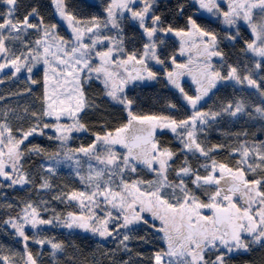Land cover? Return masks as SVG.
<instances>
[{
    "label": "snow or ice",
    "instance_id": "6c2138e0",
    "mask_svg": "<svg viewBox=\"0 0 264 264\" xmlns=\"http://www.w3.org/2000/svg\"><path fill=\"white\" fill-rule=\"evenodd\" d=\"M2 2L7 5V11L0 13V57L4 58V62L0 63V71L11 67L14 69L13 75L22 69L31 73L36 63L42 59L47 66L44 72L45 109L42 116H55L59 121L60 115L66 113L74 119L70 126L49 124L43 123L40 116L33 113L37 123L23 131L19 139L12 135V129L7 124H0V177L10 181L9 187L30 183L27 175L19 171L22 168L20 161L25 155L21 145L29 137L34 134L43 135L44 129L54 128L60 133L55 139L64 142L70 138L71 131L85 130V125L79 122L74 113L82 111L86 106L83 82L92 79V74H95V78L101 80L104 85L105 94L128 111L129 120L126 125L116 129L115 135L111 132L102 136L96 135L95 141L88 147L69 150L83 153L104 167L93 169L89 164L88 176H82L81 179L92 183L94 190L91 193L72 192L68 196V199L78 201L81 207L87 208L88 211L80 215L68 213V218L62 221L63 226L107 237L119 233L120 229H130V226L135 224L148 225L149 220L143 214L149 213L153 220L160 222L159 226H150L163 234L161 238L167 244L166 249L153 254V264H227L225 257L233 251H248L250 244L264 246V145L249 147L242 144L236 149L241 155L239 164L246 165L247 170L253 174H257L259 170V174L251 180L247 178L245 168L233 169L212 159L211 165H202L207 173L203 176L185 160L179 169L174 170L178 180L170 181L168 170L176 154L169 148L161 147L155 138L158 128H167L181 138L183 150L211 159L210 153L222 145L208 149L203 147L197 136L198 122L208 124L209 117L215 120L225 113L234 117L244 112L245 106L243 101L235 104L229 102L220 111L209 113L198 109L200 101L216 88L217 84L227 81L246 84L264 96L261 84L251 74L243 75L236 66L231 65L226 73H222L210 62L213 57H220L221 60L224 57L223 52L219 50L215 33L202 28L191 15L187 16L183 28L171 24L165 26L161 16L154 11L156 0H142L143 6L140 8L134 7L136 0H111L105 9L107 15L103 20L95 16L88 20L80 19L68 9L65 0H52L57 14L67 21L71 28L72 37L66 40L57 34L56 24H45L42 17L38 23L30 22V17L38 15L35 8L19 18L16 16L18 0ZM195 3L213 15L222 16L223 22L229 26L235 25L238 19L248 22L256 39L247 43L246 50L264 58V0H228L227 10H222L217 0H195ZM253 10H258L259 23L253 21ZM177 11L183 15L184 6L178 5ZM125 12L129 13L131 20L138 23L143 37L146 38L140 50H126L121 27ZM29 29L41 34L40 38L34 41L35 47L19 55L11 54L6 41L20 39L21 34H25ZM105 29H115L116 35L107 34ZM166 34L181 39V55L184 54L187 44L204 58L203 63L199 65L198 74L193 76L197 84L196 95H188L182 87L180 78L188 66L177 64L175 55L170 57L175 70L165 72L166 79L178 89L193 109L191 115L185 119L134 115L131 111L133 101L126 93L127 86L136 81L158 78V72L149 67V62L165 64L158 50L164 44L162 35ZM228 38L234 40L235 36ZM98 45H103L104 48L98 49ZM53 48L55 51H52ZM94 59H98L99 63H93ZM255 68L260 69L261 63L257 62ZM29 79L31 80V77ZM261 80L264 81V77H261ZM31 83L35 84L37 81L31 80ZM59 96H64L65 99L61 100ZM58 104L62 106L59 112L56 110ZM255 110L264 116V107H257ZM133 127H136L139 134H129ZM98 143L106 146L103 153L97 150ZM117 144L125 148L126 153L118 155L111 147ZM28 151L39 154L42 150L33 147ZM55 155L58 153L53 154V158ZM137 163L155 173L156 180H133L131 183L126 181L124 172H136ZM8 168L11 172L6 170ZM106 170L107 180L104 179ZM48 171L51 172L52 169L49 168ZM113 176L120 177L119 191H114L111 187ZM185 177H190L196 188L204 189V194L208 197L207 202L202 201L196 192L188 187ZM145 183L151 186V190L141 191V186ZM41 187H50L46 179ZM99 197L113 209H117L119 215L113 216L112 212L108 211L104 218L99 217L93 210L94 207L100 206ZM236 197L243 201L242 205L234 199ZM202 209H210L212 214L205 215ZM22 212V216L5 223H10L16 234L23 239L25 264H37V260L28 250V241L32 238L26 234L25 227L37 228L40 225H51L53 221L40 217L32 203H26ZM110 222H114L116 227L110 229ZM246 236L251 237V240L246 239ZM130 239V235L125 233L120 240L126 250V242ZM34 242L41 245L50 244L54 250L53 254L63 248L61 243L53 240L35 239ZM209 254L214 255V258H206ZM0 261L3 264H12L7 256L0 257Z\"/></svg>",
    "mask_w": 264,
    "mask_h": 264
},
{
    "label": "trees",
    "instance_id": "16d2710c",
    "mask_svg": "<svg viewBox=\"0 0 264 264\" xmlns=\"http://www.w3.org/2000/svg\"><path fill=\"white\" fill-rule=\"evenodd\" d=\"M65 2L68 9L80 19L88 20L95 16L103 20L107 15L105 9L111 0H65ZM178 5L184 6L183 15L177 11ZM190 5L189 0H156L153 8L156 14L161 16L165 26L171 24L183 28L187 16L191 15L202 28L217 35L219 50L225 56L224 73L227 72L229 65L236 66L241 74H251L264 90V81L261 80V77H264V58L246 50L247 43L254 40L249 31L239 24L228 27L223 18L207 17L198 10V4L194 3V9H191ZM33 8L37 10L38 15L36 18H30V22L38 23L42 17L45 24L57 25L56 32L59 36L66 40L71 39V29H67L56 14L52 0H18L16 16L22 18ZM6 11L7 5L0 0V13ZM189 11L192 13L188 14ZM128 14H124L121 19L125 47L127 51L140 50L146 38L143 37L138 23L133 22ZM104 31L109 35H116L114 29ZM30 34L31 40L22 47L14 40L6 41L11 54L19 55L35 46L34 41L40 38L41 34L36 31H31ZM230 36H235V39H229ZM163 40L164 44L158 51L165 64L149 65L153 71L158 72V78L147 83H133L126 88L128 98L133 101L131 111L134 115L185 119L191 115L192 110L183 101L182 94L173 89L165 77L166 71H172L170 57L175 55L178 43L171 36ZM103 48V45H98V49ZM257 62L261 63L260 69L255 68ZM9 74L0 79L3 81L0 82V124H7L17 139L23 131L37 123L33 113L39 115L43 123L55 124L56 120L42 116L45 109L44 70L38 67L31 72V80L37 81L35 84L23 74L17 77ZM182 87L188 95H195L192 86L184 84ZM83 91L86 106L76 113L75 117L85 125V130L71 131L70 138L64 142L55 139L59 134L54 128L44 129L43 135L34 134L21 145L25 155L20 161L22 168L19 169L27 175L30 183L9 187L10 181L0 177V257H9L12 264H25L26 252L23 239L16 234L11 224L5 221L22 216V209L26 203H32L40 217L53 221L51 225L25 230L32 238L28 241V250L37 260V264H153L151 257L156 251L161 250L159 241L153 236L152 229L147 226H138L127 232L120 229V234L127 233L131 237L126 242L128 250L120 244L121 239L99 241L88 233L61 228L62 221L67 219L68 213L82 211L77 201L68 199V196L72 192H80L86 188V182L81 179L82 174L69 172L63 168L49 172L47 164L53 159V154L58 153L54 158L79 155L81 153L69 150L88 147L95 141L96 135L102 136L106 132L115 135L116 129L126 125L129 120L128 111L105 94L104 85L100 80L96 78L84 80ZM262 98L264 99V96L256 89L229 81L218 86L210 100L202 104L204 110L217 112L229 102L233 104L238 101L244 102V112L234 117L225 113L215 120L210 119L209 122L217 125L202 127L198 138L204 140L200 143L206 149L222 145L210 153L212 159L222 161L221 156L224 155L228 166L245 168L249 179L255 178L259 170L257 174H253L247 170L246 165L239 164L241 155L236 149L242 144L249 147L264 145V116L255 110L257 107H264ZM71 120L73 117L64 122ZM160 141L162 147L171 149L175 154L183 153L176 138L166 135ZM33 147H38L42 151L39 154L29 152L28 149ZM105 147L101 143L97 144L99 152H103ZM174 166L175 162H172L169 170ZM45 179L50 185L48 188L41 187ZM35 239L53 240L61 243L63 248L53 254L54 250L50 244H37L34 242ZM225 259L227 264H264V246L251 245L248 251L228 254ZM0 264L3 262L0 261Z\"/></svg>",
    "mask_w": 264,
    "mask_h": 264
},
{
    "label": "flooded vegetation",
    "instance_id": "af4514ba",
    "mask_svg": "<svg viewBox=\"0 0 264 264\" xmlns=\"http://www.w3.org/2000/svg\"><path fill=\"white\" fill-rule=\"evenodd\" d=\"M191 2V5H190V8L191 9H194V3H195V0H189ZM217 2L220 4L221 6V9L222 10H227L228 8V0H217ZM140 3L142 4L141 0H136V4L134 5V7H137V8H140L143 6L140 5ZM198 10L205 16H209V17H212V18H217V17H220L221 19L223 18L222 16H219V15H213L212 13H209L207 12L205 9H201L199 8L198 6ZM192 12L189 11L188 14H191ZM127 14V13H126ZM129 15V14H128ZM133 21V20H132ZM133 22H136V21H133ZM226 30H225V34H226ZM169 36L173 37V39L178 43V47L175 51V57H176V62L177 64H184V65H187L188 68L187 69H184V74L181 76L180 78V82H181V85L183 86L184 84H188L190 86H192V88L194 89V93L195 95L197 94L196 92V89H197V84L195 82V80L193 79V76L194 75H197L198 74V71H199V65H201L204 61V58L202 55H200L197 50L195 48H191L189 45H185V52L183 55L180 54V47H181V39L179 37H176L172 34H166V35H162V38L165 39V38H169ZM198 42V41H197ZM226 43V38H225V41ZM162 46V45H161ZM219 46V45H218ZM225 46V44L223 45V47ZM191 59V63H189V60ZM214 67H216L218 70H220L222 73H224V64H225V56L223 57V60H221L220 57H213L210 61ZM223 65V66H222ZM175 70V66L172 65V71ZM190 70V72H189ZM229 82V81H227ZM226 82L224 83H219L217 84V87L218 86H222L224 85ZM171 87L173 89H175L178 93H180L178 91V89H176L171 83H170ZM216 87V88H217ZM216 88L212 89L210 91V93L208 94V96L206 97V99H202L199 103V105L197 106L198 109L200 111H203V112H209L211 113V111H208V110H204L202 104H204L205 102H207L208 100H210L211 96H212V93L216 90ZM181 94V93H180ZM183 101L185 103H187L186 100H184V98H182ZM188 104V103H187ZM189 105V104H188ZM190 106V105H189ZM190 109L193 111V109L191 108L190 106ZM211 110V109H210ZM210 117H209V121H210ZM217 124L215 123H211V122H208V124H199L198 122V132H197V136L201 130L202 127L204 126H207V127H213V126H216ZM129 134H139L136 127H133L132 129L129 130ZM166 135H169V136H172L174 138H176V140L179 142V147H180V150L183 152L181 154H176L174 156V158L172 159V162H175V166L172 170H168V179L170 181H176L178 180V177H176L175 175V171L176 169H179V167L184 163L185 160L188 161V163L190 164V166L193 168V169H198L199 170V174L200 175H206V171H205V168L202 167V165H205V164H208V165H211V160H212V157L211 159L209 158H206L204 156H201L199 153H191V152H188L186 150H183V144L181 143V138H178L174 133H172L169 129L165 128L163 130L161 129H157L156 132H155V138L156 140L159 142V145L161 144L160 140H163V137L166 136ZM199 140V138H198ZM201 141H204V140H199V142ZM161 146V145H160ZM162 147V146H161ZM113 150L118 154V155H121V154H124L126 153V149L123 148L121 145L117 144V145H113L112 146ZM98 150V148H97ZM222 158V161L221 160H218V159H215L218 163H224L226 164V161H225V156H221ZM179 159H181V162H179ZM194 162V164H193ZM136 172H129V171H125L124 172V179L126 181H128L129 183H131V181L133 180H142L144 182H147V181H155L156 180V174L153 173L152 171H150L146 166H144L143 164H140V163H137L136 165ZM230 168H233V167H230ZM235 169V168H233ZM217 175H219V173H217ZM247 176V175H246ZM248 178V176H247ZM108 177L105 179L107 180ZM249 179V178H248ZM120 180V177L118 176H113L112 177V184H111V187L113 188L114 191H119L120 188L118 187V182ZM251 180V179H249ZM185 182L188 184V187L190 189H192L194 192H196V194L200 197V199L204 202H207L208 200V197L207 195L204 194V189H198L196 188L192 183H191V178L190 177H185ZM94 190V186L93 187H87L86 188H83L82 191L80 192H85V193H91L92 191ZM151 190V186L147 185V183H145L144 185L141 186V191H144V192H147ZM100 199V206L99 207H96V209L94 210L95 213L101 217V218H104L107 214L108 211H111L113 216H117L119 215V212L117 209H113L111 207V205L107 204L106 202L103 201V198L102 197H99ZM239 204H243V201L241 199H239V197H236L234 198ZM78 205L79 202H77ZM81 207V206H80ZM81 212H78V213H74L76 215H80L82 212L84 213H87L88 209L85 210V208H82L81 207ZM205 215H211L212 212L210 209H202L201 210ZM145 216L146 219L149 220V224L148 225H145L143 223H140V224H135V225H132L130 226V229H124L125 232L131 230V229H134L135 227H138V226H142V227H149L150 229H152L153 231V236L159 241V247L161 248V250H164L167 248V244L166 242L161 238L162 237V233H159L157 231H155V229L153 227H151L150 225L151 224H155L156 226H159L160 222L159 220H153L151 215L149 213H144L143 214ZM68 216V215H67ZM109 228L110 229H113L116 227V224L114 222H110L109 223ZM61 228H66L64 226L61 225ZM29 229V228H27ZM68 229V228H67ZM26 230V229H25ZM73 230H77V231H80L82 233H88L89 235L93 236L95 239L99 240V241H106V240H114V239H122V236L124 234H120V230H119V233H114L113 236H107V237H101L99 236L98 234H94L90 231H84L82 229H78V228H73ZM246 239H248L249 241L251 240V237H247L246 236ZM253 246V245H261V244H250V246ZM223 251V249H222ZM240 252H245L244 250H239V251H233L232 253L230 254H236V253H240ZM212 256V257H211ZM206 258H214V255L212 254H209L206 256Z\"/></svg>",
    "mask_w": 264,
    "mask_h": 264
},
{
    "label": "rangeland",
    "instance_id": "374dc122",
    "mask_svg": "<svg viewBox=\"0 0 264 264\" xmlns=\"http://www.w3.org/2000/svg\"><path fill=\"white\" fill-rule=\"evenodd\" d=\"M55 12H56V9H55ZM257 12H258V10H253V21L256 22V23H259L260 22V18L257 15ZM56 14H57V12H56ZM124 14H126V12ZM32 17L33 18H36V16H32ZM32 17H30V18H32ZM58 17L60 18L59 15H58ZM60 20H62V22L64 23V25L67 27V29L70 28L68 26L67 21H65V20H63L61 18H60ZM236 24H239V26L245 27L249 31L251 37L254 40L256 39L255 34L252 32L251 26H250V24L248 22L244 21L243 19H238ZM226 26L230 27L227 24H226ZM31 31H35V30H32V29L27 30V32L25 34H21L20 39H17V40H14V41L17 42L21 47L24 46V45H26V44H28L29 41L31 40V38H30V36H31L30 32ZM71 37H72V32H71ZM36 39H39V38H36ZM40 51L42 52V48L40 49ZM52 51H55V48H53ZM3 62H4V58L3 57H0V63H3ZM93 63H99V60L98 59H95V60H93ZM150 64H156V63H155V61H150L149 62V65ZM38 67H41L44 70V72H45V69H46L47 66L44 65V63H43V61L41 59L40 62L36 63V65L33 68V70L35 68H38ZM9 73H11V74H9ZM13 73H14V69H12L11 67H7L3 71H0V79L3 76H7L8 74H9V76L12 75L13 77H15V76L17 77V76H19L21 74H23V75H25L27 77H30V75H31V73L27 72L26 69H22L19 73H15L14 75H13ZM92 75H93V78H95V74H92ZM150 81L151 80L136 81L135 83H147V82H150ZM51 91H52V86L49 87V92H51ZM207 96H205L203 99L205 100ZM59 99L63 100V99H65V97L64 96H59ZM262 101L264 102V99L263 98H262ZM72 103L74 104V101ZM61 107L62 106H60L58 104L56 110L59 112ZM75 114L76 113H74V115ZM49 117H51L52 119L56 120L55 116H49ZM68 118H72V116H69L66 113H62L60 115L59 121L56 120V123H59V124L65 125V126H70V125H72L74 123V119L71 120L70 122H64V120H66ZM58 134L60 135V133H58ZM101 153H103V152H101ZM67 157L68 156H66L64 158L57 157V158L51 159L48 162V164H47L48 165V169L51 168L52 171H53V170H56V169L63 168V169H66L69 172H73V173H76V174H82L83 177H87L88 174H89V164L92 165L93 169H100V168H103L104 167L103 165L99 164L98 161H96L94 159H90L89 157L84 156L83 153H81L79 155H76V156H71L72 157L71 159H68ZM77 161H79V164H77ZM6 170L9 171V172H11V169L10 168H8ZM13 175H15V174H13ZM107 177H108V174H107V170H106V174H105L104 179H106ZM17 185L18 186H22V185H19V184H17ZM86 186L87 187H93L94 185L92 183L86 182ZM85 203H87V201H85ZM95 209H96V207L93 208V210H95ZM85 210H87V208H85ZM66 218H68V216ZM27 228H32V227L31 226H26L25 229H27Z\"/></svg>",
    "mask_w": 264,
    "mask_h": 264
},
{
    "label": "crops",
    "instance_id": "0c3cea01",
    "mask_svg": "<svg viewBox=\"0 0 264 264\" xmlns=\"http://www.w3.org/2000/svg\"><path fill=\"white\" fill-rule=\"evenodd\" d=\"M152 81V80H151Z\"/></svg>",
    "mask_w": 264,
    "mask_h": 264
}]
</instances>
